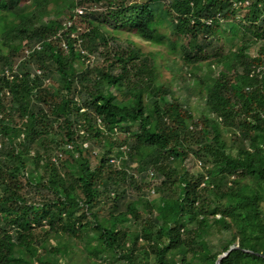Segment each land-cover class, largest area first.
Returning <instances> with one entry per match:
<instances>
[{
  "label": "trees",
  "instance_id": "obj_1",
  "mask_svg": "<svg viewBox=\"0 0 264 264\" xmlns=\"http://www.w3.org/2000/svg\"><path fill=\"white\" fill-rule=\"evenodd\" d=\"M263 202L264 0H0V264H264Z\"/></svg>",
  "mask_w": 264,
  "mask_h": 264
},
{
  "label": "rangeland",
  "instance_id": "obj_2",
  "mask_svg": "<svg viewBox=\"0 0 264 264\" xmlns=\"http://www.w3.org/2000/svg\"><path fill=\"white\" fill-rule=\"evenodd\" d=\"M246 5V3H244ZM105 5H94L90 7V10H102L104 9ZM96 8V9H95ZM224 37V36H221ZM224 39V38H223ZM134 41L142 48L145 52H153L156 53V59L157 62L162 65L161 75L160 78L161 82H165L167 84H170L173 90V93L176 97L181 98L188 102L190 111L194 114H198L199 112H204L203 102L201 100L200 95H195L194 90L192 89V81L191 79H188L187 73H188V67L186 65H183L181 62V58H179L175 52L169 49L167 46H155L150 43H146L141 41L140 39L134 38ZM253 48L249 49L248 53L252 54ZM208 69V67H206ZM205 72V71H204ZM46 85L48 87H51L52 85L55 86L50 82V80H45ZM120 140L124 137L121 134H118L117 136ZM223 139L227 142L230 141V137L228 133L225 131L223 132ZM94 150V153L98 154L97 147L95 145H92ZM113 156V155H112ZM124 161L121 159H117V167L118 168H124ZM92 164L93 160H92ZM199 168V162H196V166H193L191 164L190 170L191 172H198ZM153 187V184L149 181V179H146V185L142 188L139 193H135L134 191L129 192V198L130 199H136L141 198L144 201L151 200L155 197V194H152L150 192L151 188ZM263 211H264V202L262 203ZM142 212V211H141ZM143 215V212H142ZM73 242L69 241V244H72ZM73 245V244H72ZM71 245V254L70 259L68 260L67 264H86L83 262H88V260H85L83 256H80V253L77 252Z\"/></svg>",
  "mask_w": 264,
  "mask_h": 264
},
{
  "label": "built area",
  "instance_id": "obj_3",
  "mask_svg": "<svg viewBox=\"0 0 264 264\" xmlns=\"http://www.w3.org/2000/svg\"><path fill=\"white\" fill-rule=\"evenodd\" d=\"M75 13H76V15H83L84 14V9L82 7H77V8H75ZM70 25H71V21H66V22H64L62 24V27H63V29H67V28L70 27ZM63 47L66 49V46L65 45H63ZM34 49L38 50V49H40V46L39 45H36L34 47ZM83 146L86 147L87 144L85 143ZM66 147L68 149H70L71 146L70 145H67ZM111 162H113V160Z\"/></svg>",
  "mask_w": 264,
  "mask_h": 264
},
{
  "label": "water",
  "instance_id": "obj_4",
  "mask_svg": "<svg viewBox=\"0 0 264 264\" xmlns=\"http://www.w3.org/2000/svg\"><path fill=\"white\" fill-rule=\"evenodd\" d=\"M236 248H237V246L230 247L229 250H228L227 252H225V253H223V254H221V255L219 256V258L216 260L215 264H219L220 261H221L224 257H226V256L228 255V253H229L231 250L236 249Z\"/></svg>",
  "mask_w": 264,
  "mask_h": 264
}]
</instances>
